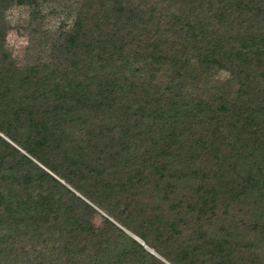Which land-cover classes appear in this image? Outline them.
<instances>
[{
  "label": "trees",
  "instance_id": "obj_1",
  "mask_svg": "<svg viewBox=\"0 0 264 264\" xmlns=\"http://www.w3.org/2000/svg\"><path fill=\"white\" fill-rule=\"evenodd\" d=\"M97 1L47 63L8 64L0 28V264L160 262L117 226L91 231L85 185L132 212L146 242L173 248L189 229L215 242L188 249L201 264H238L241 227L212 226L235 203L237 224L264 233V0H190L165 20ZM14 3L40 5L0 0V20ZM190 63L234 73V88L192 96Z\"/></svg>",
  "mask_w": 264,
  "mask_h": 264
},
{
  "label": "rangeland",
  "instance_id": "obj_2",
  "mask_svg": "<svg viewBox=\"0 0 264 264\" xmlns=\"http://www.w3.org/2000/svg\"><path fill=\"white\" fill-rule=\"evenodd\" d=\"M189 1L133 0L136 5L155 6L160 11L159 13L163 20L167 19L171 14H186L189 9ZM38 2L40 5L35 7L21 3L10 4L2 11V19L0 20V28H4L2 49L7 53L9 58L8 64L10 65L25 68L30 65L47 63L53 45H56L58 42L57 40L61 31L73 25L78 11L83 12L85 17V12L89 7L91 10L100 7L97 0H38ZM2 62L3 57L0 60V69L3 66ZM189 69L193 73L196 69L194 78L192 81L189 80L187 84V92L192 96L206 98L212 96L214 92L219 93L218 88H222V91L226 94L234 88V85H231L229 81L235 78V74L227 70L203 71L194 63L187 67V70ZM166 73V70H163L159 74L158 78L161 82H165ZM11 142L16 145L15 142ZM75 190L78 195L91 204L92 208L88 212V220L93 233H97L102 228H110L111 225L119 227L160 260V262H155L154 264H201L200 261L202 259L190 255L188 249L200 246L206 249L205 252H207L216 248L214 241H205L203 238H197L196 233H188L191 232L189 229L183 231V234L187 237L191 235V239L186 244H175L173 248H162L163 245L161 246L153 237L146 242L139 231L132 230L128 226L132 212L127 211L123 213L121 205L115 199L110 198L108 206L104 207L103 200L105 198L103 192L99 189H91L88 188V185H85L83 190ZM183 191L189 196V187L183 186ZM187 216L190 215L187 214ZM215 216L213 221L216 222V225L212 226V229L221 226L225 232L236 231L241 233L242 231V239L240 246H238L241 250L235 252L238 264H264V233H261L262 227L261 231L258 230V234V231H253L254 228L248 231L242 225L237 224L241 220L242 214L237 212L235 203L230 207L229 213L225 215L227 216L226 220L222 219L224 217L222 207ZM187 219L189 222L190 218L187 217ZM191 222L193 223V220ZM234 224L239 226L235 228ZM203 242L206 244H203ZM217 252L218 250L216 249ZM146 263L150 264L149 261ZM108 264L115 263L112 262V259H109ZM204 264L207 263L204 262Z\"/></svg>",
  "mask_w": 264,
  "mask_h": 264
}]
</instances>
